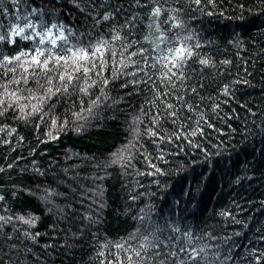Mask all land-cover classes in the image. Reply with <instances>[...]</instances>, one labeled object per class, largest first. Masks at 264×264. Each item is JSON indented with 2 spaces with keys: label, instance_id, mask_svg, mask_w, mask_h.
Returning <instances> with one entry per match:
<instances>
[{
  "label": "trees",
  "instance_id": "obj_1",
  "mask_svg": "<svg viewBox=\"0 0 264 264\" xmlns=\"http://www.w3.org/2000/svg\"><path fill=\"white\" fill-rule=\"evenodd\" d=\"M174 2L167 0L166 6ZM181 2L186 9L180 17L183 28L170 32L152 57L168 56V47L179 48V42L173 44L176 37L192 36L186 43L200 44L193 47L185 71L193 87L204 86L200 111L210 114L208 123L197 126L199 115L182 110L177 124L162 123L155 129L163 128L160 135H147L146 129L153 127L149 116L158 110L153 102L178 104L175 91L166 97L159 91H169L156 79L160 64L149 81L152 91L139 83L122 87L132 79L125 74L114 87L110 83L103 89L107 99L101 97L94 107L98 87L90 95H74L75 104L52 97L43 105V119L37 115L28 122L8 121L15 131H0V194L6 195L0 215L5 207L13 217L26 209L39 219L35 228L17 223L18 232L10 226L0 229L18 249L0 251L4 264H141L134 253L141 251L145 237L153 240L157 224L164 231L156 235L170 250L204 248L199 264H254L249 253H264V0H201L199 6L192 0ZM159 3L165 6V0ZM57 11L80 31L88 24L69 0H57ZM0 23L7 21L0 18ZM198 57L210 58L215 66H201ZM225 60L230 63L222 64ZM21 72L17 67L15 79ZM3 73L0 68V85L14 90L12 74ZM55 75L37 72L19 87L26 96H42L36 82L47 87L46 80ZM102 75L110 78V67ZM224 85L229 86L227 97L220 94ZM154 92L162 99L156 100ZM217 100L220 108L211 113L205 105ZM69 107L83 108V118L61 128L59 121ZM141 109L151 112L146 116ZM50 116L57 118L56 126ZM134 117L139 118L136 124ZM174 130L183 135L169 141ZM13 189L24 192L12 196ZM45 190L51 193L47 203L40 199ZM169 224L180 231L172 232ZM25 230L40 235L26 239ZM185 232L192 233L191 244ZM8 247L0 236V248ZM179 259L187 264L185 255Z\"/></svg>",
  "mask_w": 264,
  "mask_h": 264
},
{
  "label": "snow or ice",
  "instance_id": "obj_2",
  "mask_svg": "<svg viewBox=\"0 0 264 264\" xmlns=\"http://www.w3.org/2000/svg\"><path fill=\"white\" fill-rule=\"evenodd\" d=\"M200 2L201 0H192L196 6H199ZM69 3L88 21V24L83 26V31L64 22L57 11V0H39V3L37 0H0V18L7 21V23H0V68L4 69V75L12 74L13 79L10 83L16 85V88L11 91L7 85H0L3 88V92L0 93V124L3 127H0V131L6 130L11 135L15 130L11 129L7 122L13 119L28 122L30 118L37 115L43 119L45 115L43 105L52 97L63 96L75 104L72 100L74 95L87 96L90 95V89L98 87L101 91L100 96L92 101L94 107L101 97L107 99V94L103 89H107L110 83L114 87L121 75L126 74L132 78L130 82L124 81L122 87H128L129 83L133 86L139 83L148 86L152 91L149 81H153L157 64L161 67L160 75L156 79L169 89V91L163 89L159 91L163 97L175 91L178 104L162 102L156 105L153 102V106L158 109L156 112H151V109L145 112L141 109V113L146 116L151 112L149 123L153 127L146 129L147 135L151 137L160 135L163 128L155 129L162 123L170 121L172 124H177L181 119L182 110L189 113L196 112L199 115L197 126L200 121L208 123L206 115L210 118V114L200 111V104L204 100L200 92L204 86L198 84L193 87L189 83V73L185 71L186 62L192 57L193 47L199 49L200 44L196 43L194 46L187 44L186 42L193 39L192 36H184L182 40L176 37L173 44L179 42V48L168 47V56L152 57V52H159L160 46L167 43L170 32L183 28L180 17L186 9L181 0H175L172 6H166L167 0H165V6H162L159 0H114V2L113 0H69ZM188 7L190 8V5ZM162 16L163 20H161ZM145 17L148 21L146 24ZM13 18L15 23L12 22ZM140 25H144L147 31L142 32ZM146 44L151 48L145 47ZM106 54L107 59H105ZM197 59L201 66H215L210 58L198 57ZM109 61L112 62L111 65ZM221 63L228 64L230 61L225 60ZM17 67L22 69L20 79H15ZM109 67L111 69L110 78L102 75ZM37 72L45 77H48L50 72H55L56 75L46 80L47 87L36 82L37 87L43 89L42 96H37L35 93H29L26 96L25 89L20 88L19 85L27 84L28 76H35ZM90 72L95 79L89 75ZM54 80L56 83H53ZM185 83H188V88H184ZM189 92L190 96L187 95ZM220 94L227 97L229 86L224 85ZM154 96L156 100L162 99V96L156 95L155 92ZM205 107L210 108L211 113H217L220 103L218 100L213 101ZM83 111V108L76 111L69 107L64 118L59 121L60 127L67 128L70 124L82 119ZM87 111L91 113L92 107H89ZM49 118L52 125L56 126L57 118L53 116ZM138 119L134 117L133 124H136ZM208 126L211 127V124ZM79 130L76 128V131ZM199 131L202 132L203 129ZM181 135H183L181 131L174 130L172 135L168 136V140L171 141L173 136L179 140ZM191 135H196V132H191ZM160 139L163 140L164 136H160ZM185 139H187L186 136ZM0 171L3 170L0 169ZM40 174L43 175V173ZM45 191L46 194L40 199L47 203L51 193ZM18 192L23 193L24 189H13L10 195L15 196ZM5 202L6 195L0 194V205ZM8 212L9 210L5 207L4 215H0V229L10 226L13 232H18L19 229L15 227L17 223L27 228H35L39 219L26 209H21L22 214L15 217L9 215ZM139 219L143 220L144 217L140 216ZM168 228L172 232L180 231L178 227H172L170 224ZM163 231L164 229L157 224L156 233ZM156 233L152 234L153 240L151 241L145 237V243L141 245L144 255H141V251L134 253L140 259L141 264H169V262L186 264V261L179 259L180 255L187 257V264H199V256L201 252H204V248H200L199 251L196 248L189 250L184 247L170 250L169 245L160 240ZM22 235L26 239H35L40 234L36 232L33 235L25 230ZM0 236L3 237V243L11 246L0 248V251L6 254L18 251L14 247L16 241L12 236L2 231H0ZM184 236L191 244L192 233L185 232ZM168 239L170 240L171 236ZM149 250H151V255L148 254ZM100 254L103 255V253ZM249 255L253 257L254 264H261L264 260V253L258 250L250 252ZM8 259H11L10 255ZM244 259L247 261L248 258L244 257ZM0 264H4L2 257H0Z\"/></svg>",
  "mask_w": 264,
  "mask_h": 264
}]
</instances>
